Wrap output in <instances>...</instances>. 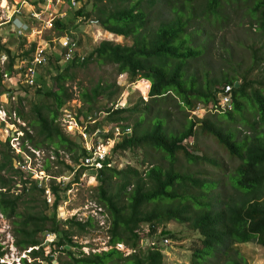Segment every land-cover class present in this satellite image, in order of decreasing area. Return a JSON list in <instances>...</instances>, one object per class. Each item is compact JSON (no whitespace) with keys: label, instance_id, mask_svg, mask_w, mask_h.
Returning <instances> with one entry per match:
<instances>
[{"label":"trees","instance_id":"trees-1","mask_svg":"<svg viewBox=\"0 0 264 264\" xmlns=\"http://www.w3.org/2000/svg\"><path fill=\"white\" fill-rule=\"evenodd\" d=\"M196 1L95 0L90 12H84L83 8L76 11V16L87 19L94 17L103 30L130 39L131 44L102 41L82 62L71 61L62 71L59 70L58 60L53 57L50 59V66H54L56 71L53 81L51 80L52 86L50 89H43L42 74L37 81L40 88L35 93L49 99L51 105L36 104L30 109L28 125L33 129V135H29L28 140L32 146L39 149L44 143L52 145L55 164L62 165L68 173L75 172L74 168L77 167V170L80 169L79 176L85 169L80 165L86 151L81 144L65 136L57 120L60 110L70 98L63 85L64 81L70 79L74 68L86 67L92 60L115 65L117 73H126L131 81H148L149 102L139 99L133 106L108 108L105 110V119L87 129L88 133H92L107 122L125 130L129 127L127 123L131 116H136L131 125L132 132L121 137L113 154L107 159L110 167L105 166L96 173L97 186L93 189L95 199L109 215L107 234L110 249L100 253L85 255L80 252L76 255L70 250H80L81 246L74 243L72 238L77 233L83 234L93 228L92 218L79 221L73 217L62 222L63 228L59 227V193L68 190L70 185L64 188L54 183L49 185L53 196L52 217L42 211L18 213L22 197L26 198V204H33L28 207L30 210L36 207L37 199H42L44 208H47L44 188H39L35 180L25 178L14 169L13 162L16 158L11 155L7 143L0 140V188L5 190L0 192V213L7 220L17 219L12 220V236L13 245L19 252L38 247L28 254L32 262L27 263L22 259L21 264H53L51 257L55 251L65 253L68 258L60 264H163V255L155 243L142 250L140 245L143 236L139 229L147 226V235L154 242L157 227L169 221L189 224L201 237V248L193 251L190 264H205L217 250L222 248L230 251L233 244L255 242L264 248V94L260 91V88L264 90V79L252 77L251 74L264 65V44L261 47H250L252 64L248 70H238L232 66L226 71H219L220 75L215 78L204 74L202 81L198 82L194 72L188 74L187 62L204 53V46H199L198 49L195 47V38L200 33V18L209 21L211 17L217 23L216 18L221 16L218 7L221 2L227 5L228 0H202L203 2L193 6ZM242 1L246 3L247 0ZM161 10L164 12H160ZM246 12L251 17L250 25L264 39V0H252L246 7ZM152 15L161 16L155 28L149 26ZM195 19L198 28L194 26ZM190 27L192 29L188 31ZM53 28L63 34L67 25L59 19L53 22ZM33 48L34 45L31 44L29 50L20 57H27ZM1 49L10 58L6 70L11 73L12 64L19 56L7 48ZM261 72L264 73V68ZM227 86L231 88V103L229 109L220 111V114L196 121L189 120L187 126L176 133H170L164 127V120L157 116L150 124H145L144 116L154 109L153 104L158 101L164 103L169 93H174L180 99L182 108L193 110L199 103L205 106L216 104L217 94ZM115 94L113 85L97 83L89 91L83 92L81 97L87 105L86 112L90 114L96 109L94 105L100 99L110 100ZM18 103L21 104L20 99ZM245 106L253 116L249 126L251 134L238 142L234 129L223 127L221 119L235 122L234 115H238L241 121L248 124L243 116ZM16 111L21 119L25 118L21 107L16 108ZM90 116L95 118L94 115ZM196 125H199L202 133L212 136L231 157L239 161L228 176L230 193L223 197L212 194L218 182L199 179L196 175L175 170L174 163L178 153L188 163L215 162L190 153L185 145ZM100 135L108 138V134ZM143 146L161 152L163 159H168L167 167L145 166L139 153ZM60 151L70 155L72 166L61 160ZM125 153L131 154L133 164L125 163L118 168L117 157ZM49 169L50 162L45 160L43 170L48 172ZM14 176H18V180ZM17 182L23 196L10 193L16 189ZM46 224L49 225L47 229ZM45 231L54 235V241L47 243L48 253L42 246V240L38 239V235ZM117 244L124 245L132 252L124 256L115 249ZM3 255L4 252L0 250V257ZM231 264L246 263L232 259Z\"/></svg>","mask_w":264,"mask_h":264},{"label":"rangeland","instance_id":"rangeland-1","mask_svg":"<svg viewBox=\"0 0 264 264\" xmlns=\"http://www.w3.org/2000/svg\"><path fill=\"white\" fill-rule=\"evenodd\" d=\"M18 1L20 0H0V22H4L9 18L13 12V6H15ZM63 1L64 5H57L58 7L53 10L55 20H59L58 15L60 13L64 12L66 14L61 20L67 25V30L63 34L53 28L51 30H39L37 32L29 31V33H31L30 35L17 37L11 24H0V47L3 45L4 48L19 55L21 53L20 50H26L31 44H33L34 46L40 45L46 47L50 52L56 53V51L53 50L54 41L59 39L60 36L67 35L71 40L77 43L78 51L86 58L102 41H109L122 45L131 44L130 39H124L103 30L97 24L94 17L87 19L76 16V11L78 9L83 8L84 12H90L95 0H78L77 9H70L67 6L68 0ZM251 1L252 0H247L246 3H243L242 0H228L227 5L221 2L220 7H218V12L221 16L216 18L217 23L215 20L213 21L211 17L209 18V21H206V19L203 20V17L200 18V33L197 38H195V47L198 49L199 46H204L202 47L204 53L198 58L187 62L189 67L188 74L194 72L198 82L202 81L204 74L215 78L220 75L219 71H226V69H229L232 66L238 70H248L250 68L252 64L250 47H261L264 44L262 36H260L256 30L254 31L253 27L250 25V22H252L251 17L248 15V12H246V7L249 6ZM201 2L203 1L197 0L196 2H193L192 5L197 6ZM53 3H55V1H53ZM39 4L41 5V1ZM234 7H237V9L235 10ZM24 8L29 9L26 5ZM26 9H24L25 17L28 14ZM160 12L164 11L161 10ZM155 14L157 13L155 12ZM160 17L161 16H151L149 23L150 28H155L158 25L161 20ZM194 26L195 28H198L196 19ZM34 27L35 30L40 29L38 26ZM191 29L192 27L188 28V31ZM53 58L56 59V55H54ZM65 66L66 64L58 63L60 71H62ZM262 68H264V65H261L258 69L254 70L251 73L252 77L258 76L259 78L264 79V73L261 72ZM55 73L54 66H50V64L45 71L42 72L43 84L41 85L43 89L51 88ZM70 75V79L64 81L63 84L70 98L60 110L57 122L65 136L69 140L81 144L82 147L86 146L87 142L89 143L90 134H86L84 141L83 137L80 139L78 130L74 129L70 132V130L68 131L67 128H64V111L71 112L72 116H76V119L81 120L84 125V120L89 118L85 117L90 116V114L95 116L97 110V121L93 125L91 123L88 124L90 127H93L96 123L105 119V110L108 108L133 106L139 99L143 102H149L147 92L150 83L144 79H137L134 81L129 80L126 73H117L115 65L92 60L86 67L74 68ZM97 83H101L102 85H113L116 94L113 95L110 100L100 99L99 102L94 105L96 109L88 114L86 112L87 105L83 103L81 95L83 92L89 91ZM12 84V81L4 82L1 89L15 91L11 92L15 107L22 108V112L25 116L23 120H25V123L28 126L30 118L28 115H30L31 107L36 104H44L50 107L51 102L49 99L36 95L34 89L24 88L18 85L12 86ZM256 87L259 86L256 85ZM260 89L264 94V90L262 88ZM19 99L21 100L20 105L18 103ZM165 99L164 103L163 101H158L156 104H153L154 109H152L148 115L144 116L145 124H150V121L157 116L164 120V127H166L170 133H176L181 131L184 126H187L189 120L196 121L197 119L199 120L205 117H210L214 114H220L219 112H214L213 109L210 111L209 107H206L205 111L199 109L196 110L200 107L201 103L193 109L196 111L182 108L181 106H183V104H181L180 99L176 97L174 93H169ZM244 104L246 105V102H244ZM227 108L229 109V107ZM43 110L46 111L45 109ZM243 116L248 124L241 121L240 116L238 115H234L235 122L221 119V125L223 127L234 129L238 142H240L245 136L251 134L249 126L251 121H253V116L252 112L248 110V107L246 106L243 110ZM135 119L136 116L132 115L130 121L127 123L129 126L128 134L132 132L131 125H133ZM112 126L114 125L105 122V124H103L98 130L99 132H103L102 134L107 133L109 138L113 137L115 143L120 142L121 137H115L112 134ZM81 127L83 128V126ZM30 129L33 131L31 127ZM98 136L101 139L103 138L101 135ZM185 145L190 153L204 156L215 162L188 163L183 155L178 153L174 163L175 170L179 173L196 175L195 177L199 179L218 182V186L212 190V194H220L223 197L230 193L228 176L232 174L235 167L239 164V161L236 158L231 157L212 136L202 133L199 125H196L193 128V135L185 141ZM36 151L38 152V156L35 155L34 159L31 158V170L37 173L39 177L44 175L48 178L47 176H50L48 179L44 177L36 179L38 187L40 186L39 188L43 187L46 189L52 183L60 185L61 188L70 185L68 190L59 193L61 198L57 209V217L58 220L61 221L59 227L63 228L64 224L62 222L73 217H76L79 221H85L88 217L93 219V228L83 234L76 232L77 235L72 238L74 243L81 246L80 250L76 248H70V250L76 255L80 254V252L87 255L91 252L100 253L109 250V238L107 234L109 228V215L104 208L98 205L95 199V192L93 189L97 186V180L94 172L83 170L78 176V170L80 169L77 170V167H75V172L68 173L62 165L55 164V155L53 152L54 147L48 145V143L42 144ZM139 153H141V159H144L145 166L147 167L158 165L166 168L168 165V159H163L161 152L156 151L149 146H143ZM13 154L11 153L12 156H15ZM110 154L112 155L113 151H111ZM60 155L62 156L61 160H63L65 164L72 166L70 155L68 153L60 151ZM45 160L50 162V169L48 172L41 171L45 165ZM125 163L133 164L131 154L125 153L117 157L116 166H118V168H121ZM22 174L25 178L30 177L28 173ZM14 179L18 180V176H14ZM114 189L115 188L113 187L112 190ZM10 193L23 196L21 191L19 192L15 189L11 190ZM25 200L26 198L22 197L18 213L24 214L25 212L42 211L49 217L53 216L54 210L51 208L53 196H47L45 194L47 208H44L42 199H37L35 203L36 207L30 210L28 207L33 206V204H26ZM12 220L17 219L13 218ZM12 220H7L0 213V250L4 252V256L9 264L12 260L22 258L24 252H19L13 245ZM45 227L47 229L49 225L46 224ZM72 230L76 231L75 228H72ZM147 232V226H143L139 229V233L143 236L140 246L144 251L149 248L152 243H155L163 255V264H190L193 251L201 248V237L189 224H178L174 221H169L165 225H159L156 229L157 236L154 242L147 235ZM47 234H51V232L45 231L44 233L39 234L38 239L42 240V246L45 252L48 253L49 248L47 243L49 242V238H47ZM164 239H168L170 244L165 245ZM117 248L124 256H127L132 252L122 244ZM216 249H219V247ZM67 250H69V248ZM235 252H237V255ZM67 259L65 253H59L58 251L52 253L51 260L53 264H60V262L67 261ZM232 259H237L239 262H245L246 264H264V248L255 242L233 244L230 251L222 248L217 250L214 253V256L208 259L205 264H231ZM26 262L28 263V261Z\"/></svg>","mask_w":264,"mask_h":264},{"label":"built area","instance_id":"built-area-1","mask_svg":"<svg viewBox=\"0 0 264 264\" xmlns=\"http://www.w3.org/2000/svg\"><path fill=\"white\" fill-rule=\"evenodd\" d=\"M41 1V5L39 4ZM55 1V3H53ZM26 6L29 9L24 8ZM57 5H64L63 0H20L15 6H13V12L7 20L0 22V24H11L13 31L17 37H25L30 35L29 31H39V30H51L53 29V22L55 21L53 10L58 7ZM67 6L70 9L78 8V0H68ZM24 9L27 10V16H24ZM52 9V10H51ZM66 14L64 12L58 15V19L62 20ZM34 26H38L40 29L35 30ZM3 47V45H1ZM0 47V90L4 82H13L12 86L18 85L24 88L29 89H38L40 84L37 83L38 79L42 75V72L48 67L50 59L56 55L57 63L68 64L71 61L76 63L82 62L85 57L78 51L77 43L71 40L67 35L60 36L59 39L54 41L55 52H50L46 47L34 46L32 50L28 52L27 57L21 58V54L29 50H20L21 53L19 58L12 64V72L6 70L7 65L10 63L9 56L2 50ZM59 50V52H58ZM21 58V59H20ZM222 92L217 94L216 104L208 105L209 110L213 109L214 112L218 110H225L230 106V87H225ZM11 92H15L9 89L0 91V140L3 143H7L10 148V152L15 155L13 162L14 169L18 172L28 173L31 180L46 178V176L39 177L37 173L33 172L30 168L32 164V159L35 158V155L38 156L37 148H34L28 140V136L33 135V131L30 129L29 125L25 123V120L21 119L16 111L15 102L11 96ZM226 107V108H225ZM205 106L198 107L199 110H206ZM197 109V110H198ZM87 118V117H85ZM92 125L95 123L91 117L84 120V125L81 120H77L76 116H72V113L69 111H64L63 114V126L67 128L68 131L78 130L81 137L86 138V134L89 135V143L85 146L86 156L83 158L81 166L86 168L88 171L96 172L102 169L106 164V159L110 155L111 149L114 146V138H99L98 135L103 132L99 130L92 133H87L86 129L88 124ZM29 124V123H28ZM83 126V128L81 127ZM63 128V127H62ZM63 128V129H64ZM129 127L125 130H121L119 126H112V134L117 136L127 135ZM99 138V139H98ZM43 169V168H42ZM44 172V170H41ZM41 174V172H40ZM48 178L50 176H47ZM46 178V179H48ZM53 178V177H52ZM53 180V179H52ZM38 186V184H37ZM19 187V188H18ZM40 187V186H39ZM15 190L20 192L19 182L15 185ZM45 189V188H44ZM5 191L0 188V192ZM45 194L47 196H52L49 186L45 189ZM52 236V237H51ZM48 243L54 241V235L47 234ZM46 238V239H47ZM164 244H170L168 239H164ZM120 247V244L116 245ZM115 246V249L120 251ZM38 247L28 248L23 252L22 258L18 260H12L10 264H21V260L25 259L28 263H31L32 260L28 254L32 250H37ZM131 253V252H130ZM129 253V254H130ZM0 264H9L3 255L0 257Z\"/></svg>","mask_w":264,"mask_h":264},{"label":"clouds","instance_id":"clouds-1","mask_svg":"<svg viewBox=\"0 0 264 264\" xmlns=\"http://www.w3.org/2000/svg\"><path fill=\"white\" fill-rule=\"evenodd\" d=\"M202 106H205V105H203V104H201ZM200 105V106H201ZM209 105H211V103L209 104ZM208 105H206L205 107H207ZM117 108V107H116ZM116 108H114V109H116ZM121 108H123V107H121ZM198 109V108H197ZM196 109V110H197ZM196 110H193V111H196ZM220 111H224V110H218L217 112H220ZM86 117H91V116H86ZM92 118V117H91ZM93 120H95V122L97 121L96 120V117L95 118H92ZM114 126H117V125H114ZM89 128V125L87 126V129ZM87 129H86V131H87ZM88 133V132H87ZM105 134H107V133H105ZM129 134H127V136H128ZM122 136H124V135H122ZM122 136H120V137H122ZM104 138V137H103ZM109 138V137H108ZM111 138H113V137H111ZM80 139H81V136H80ZM106 139V138H105ZM115 145H116V143H115V141H114V146L112 147V149H111V151H113V149H114V147H115ZM83 148H84V150L86 151V149H85V146H83ZM111 153V152H110ZM86 154H87V152H86ZM86 156V155H85ZM84 156V157H85ZM111 156V154L107 157V159L109 158ZM83 157V158H84ZM107 159H106V164H108V165H111L109 162L107 163ZM82 161H83V159H82ZM82 164V163H81ZM81 166V165H80ZM106 166V165H105ZM104 166V167H105ZM83 167V166H82ZM107 167H110V166H107ZM78 168H80V167H78ZM84 168V167H83ZM84 170H86V168L84 169ZM90 172H92V171H90ZM96 173H97V171L96 172H94V175L96 176Z\"/></svg>","mask_w":264,"mask_h":264},{"label":"water","instance_id":"water-1","mask_svg":"<svg viewBox=\"0 0 264 264\" xmlns=\"http://www.w3.org/2000/svg\"><path fill=\"white\" fill-rule=\"evenodd\" d=\"M97 113H98V111L96 110V112H95V117H97Z\"/></svg>","mask_w":264,"mask_h":264}]
</instances>
